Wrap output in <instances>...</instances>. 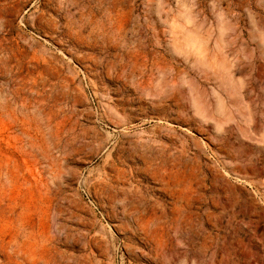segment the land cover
<instances>
[{"label":"rangeland","instance_id":"1","mask_svg":"<svg viewBox=\"0 0 264 264\" xmlns=\"http://www.w3.org/2000/svg\"><path fill=\"white\" fill-rule=\"evenodd\" d=\"M15 241L264 264V0H0V264Z\"/></svg>","mask_w":264,"mask_h":264},{"label":"bare ground","instance_id":"2","mask_svg":"<svg viewBox=\"0 0 264 264\" xmlns=\"http://www.w3.org/2000/svg\"><path fill=\"white\" fill-rule=\"evenodd\" d=\"M42 208V207H41ZM29 210V209H28ZM26 211H27V209H26ZM29 212V211H28ZM22 213L24 214V212L22 211ZM40 213H41V211H40ZM19 216H21V215H19ZM19 216L17 217V218H19ZM40 216V215H39ZM22 217V216H21ZM20 217V218H21ZM36 217V216H35ZM43 217V216H42ZM16 219V218H15ZM27 220V219H26ZM21 221H22V219H21ZM29 221V220H28ZM39 221V220H38ZM37 221V223H39ZM20 222V221H19ZM34 222V221H33ZM20 224V223H19ZM27 224H28V222H27ZM34 224V223H33ZM36 224V223H35ZM43 224V223H42ZM21 225V224H20ZM30 225V224H29ZM28 225V226H29ZM23 227V226H22ZM33 227V226H32ZM41 227H42V225H41ZM25 228V227H24ZM40 228V227H39ZM38 228V229H39ZM20 230H21V227H20ZM27 230V229H26ZM24 231V230H23ZM33 231V230H32ZM22 231H20V233H21ZM40 232V231H39ZM18 233H19V231H18ZM25 233V232H24ZM33 233V232H32ZM36 233V232H35ZM15 234V233H14ZM11 235V234H10ZM20 235V234H19ZM31 235V234H30ZM33 235V234H32ZM17 236V235H16ZM25 236V235H24ZM40 236H43V235H40ZM11 237V236H10ZM25 238V237H24ZM28 238H31L30 236H28ZM35 238V237H34ZM37 238H39V237H37ZM48 238V237H47ZM16 239H19V238H16ZM33 239V238H32ZM42 238L40 237V240H41ZM44 239H46V238H44ZM7 240V239H6ZM9 240V239H8ZM7 240V241H8ZM24 240V239H23ZM31 240V239H30ZM6 241V242H7ZM18 241V240H17ZM35 241V240H34ZM39 241V240H38ZM37 241V242H38ZM46 241V240H45ZM48 241V240H47ZM46 241V242H47ZM6 242H4V243H6ZM16 242V241H15ZM24 242V241H23ZM23 242H21V243H23ZM33 242V241H32ZM16 243H18V242H16ZM25 243V242H24ZM39 243V242H38ZM43 243H45V242H43ZM2 244V243H1ZM0 244V245H1ZM11 244H13L12 242L9 244V245H11ZM15 244V243H14ZM32 244H36V243H32ZM32 244H29V248H28V252L26 251V252H24V251H22V249H21V247L19 246V243H18V245H16V249L14 250V251H12V253H13V256L12 255H10L9 253L7 254V257L11 260V261H15V259H14V255H15V257L17 258V260L18 259H22L21 260V264H47V262L45 261V257L44 258H42L41 256L39 257V255L37 254V252H36V250H33L32 249V247H33V245ZM47 244H49V243H47ZM6 246V245H5ZM8 246V245H7ZM22 246V245H21ZM44 246L46 247V245L44 244ZM49 246V245H48ZM4 247V246H3ZM2 247V248H3ZM13 247V246H12ZM23 247V246H22ZM40 247H41V245H40ZM39 247V249H42V248H40ZM43 247V246H42ZM4 248H6V247H4ZM3 248V249H4ZM12 249H14V248H11V250ZM35 249V248H34ZM43 249H45L44 247H43ZM42 249V250H43ZM6 250H9V247H8V249H6ZM11 250H9L10 252H11ZM48 250H50V249H48ZM0 251H1V249H0ZM3 251V250H2ZM8 251V252H9ZM38 252L40 251V250H37ZM46 251H47V249H46ZM50 253V252H49ZM41 254V253H40ZM45 254V253H44ZM47 254H48V252H47ZM46 255V254H45ZM49 255V254H48ZM47 257H49V256H47ZM1 258V257H0ZM5 258V257H4ZM47 259V258H46ZM50 259V258H49ZM5 260V259H4ZM17 260H16V262H17ZM9 261V260H8ZM7 261V262H8ZM1 262V261H0ZM6 262V261H5ZM6 262V263H7ZM16 262H14V263H16ZM8 263H10V261L8 262ZM12 263V262H11ZM49 263V262H48ZM13 264V263H12Z\"/></svg>","mask_w":264,"mask_h":264}]
</instances>
